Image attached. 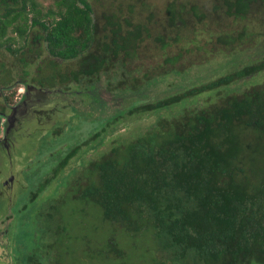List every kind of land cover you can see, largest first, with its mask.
Wrapping results in <instances>:
<instances>
[{
  "label": "trees",
  "instance_id": "1",
  "mask_svg": "<svg viewBox=\"0 0 264 264\" xmlns=\"http://www.w3.org/2000/svg\"><path fill=\"white\" fill-rule=\"evenodd\" d=\"M211 3L208 13L195 5L186 11L172 1L164 8V21L183 29L187 14L203 25L229 19L252 22V15L264 7V0ZM94 13L87 0H56L54 8L44 12L36 0H0V47L11 49L12 39L3 40L8 31L22 39L28 29H38L33 43L45 44L40 49L49 59L51 73L40 74L46 76L49 89L55 88L58 62L74 60L78 70L70 75L78 83L86 82L87 94L95 101L100 102L93 91L102 76L114 83L112 88L108 83L109 94L129 95L131 100L127 108L99 122L90 139L68 149L41 190L90 141L101 139L128 118L155 116L153 124L133 139L117 141L106 155L83 162L65 178L66 187L52 206L38 212L40 243L26 264L57 263L55 246L61 234H67L61 214L84 216L88 206L110 230L97 249L99 259L126 264L128 254L120 242L140 238L146 247L136 264H264V79L249 82L239 93L230 91L243 79L264 72V41L257 40L259 63L191 87L188 81L200 79L182 78L191 66L185 65L182 52L171 55L164 61L169 64L168 74L183 80L155 91L167 85L169 77L166 70L151 75L140 63L139 52L152 36L154 19L134 23L113 14L103 16L105 24L99 26ZM258 25L264 26L263 18H258ZM245 29L233 32L228 23L216 43L238 46ZM154 39L162 49L173 42L164 36ZM180 39L175 32L174 40ZM42 78L35 81L39 87H44ZM65 79L60 75L57 83ZM199 98L201 104L191 108ZM77 204L80 212L72 209Z\"/></svg>",
  "mask_w": 264,
  "mask_h": 264
},
{
  "label": "rangeland",
  "instance_id": "2",
  "mask_svg": "<svg viewBox=\"0 0 264 264\" xmlns=\"http://www.w3.org/2000/svg\"><path fill=\"white\" fill-rule=\"evenodd\" d=\"M36 1L44 12L47 8H54L56 0ZM87 1L94 9L93 18L99 26L105 24L103 16L113 14L122 19L131 18L134 23H142L150 16L154 19L152 36L143 42L139 52L143 58L140 63H143L145 70L149 69L153 76L158 75L161 70H166L164 71L167 73L166 77H169L168 84L155 88V91L178 84L183 77L186 80L189 77L199 78V81H188L187 87L196 86L197 82L203 84L220 75L238 71L261 61L259 53L261 48H258L260 43H257V40L264 41V26L258 25V18L264 19V7L260 9L259 14L252 15V22L229 19L223 22L216 21L214 24L207 22L203 25L204 23H199L191 14H187L184 15L187 26L183 29L180 26L170 27L164 21V8L168 3L175 1L186 11H189L191 5H195L210 13L213 0ZM228 23L233 32L246 28L245 31L249 34L245 35V39L238 46L237 44L232 46L233 49L216 43L217 37L225 31ZM37 30L28 29L22 39L18 34L8 31L3 40L12 39L11 49H6L4 45L0 47V137L4 133L3 129L7 125L11 126L8 140L11 145L5 150L2 145L0 146V264H26L28 255L40 243L36 236L38 212L41 210L47 212L52 206L53 201L66 187V177L79 169L83 162L87 163L102 154L106 155L117 141L133 139L155 121V116L152 114L124 120L117 129H111L101 139L90 141L87 147H82L81 154L78 153L57 179L41 190L40 186L45 184V179L50 178L52 168L68 149L90 139L99 122L106 116H113L127 108L131 100L129 95L109 94L107 88L112 78L102 76L100 82L95 84L96 87L98 86L96 91H93L98 94L100 102L95 101L94 95L87 94L86 82L78 83L70 75L71 71L78 70L77 61L74 60L58 62L60 66L58 77L64 75L66 79L65 82L57 83V77L54 80L55 88L49 89L44 74L51 73V67L45 51L40 49V46L44 49L45 44L33 43ZM175 32L181 37L179 41L174 40ZM157 36L170 38L173 42L162 49L160 43L154 39ZM179 52L184 56L182 59L185 65L191 66L189 73L184 74L182 78L168 74L169 64H164L168 57ZM41 71L44 73L43 78ZM40 78L44 87H39L35 83ZM263 79L264 72H260L243 79L232 86L230 91L239 93L246 89L249 82L257 84ZM22 82L30 87L26 108L20 104L25 90ZM113 85L111 81L110 88ZM56 92L59 94L57 95ZM222 94L220 93V96ZM144 100L153 99L144 97ZM201 102L202 99L199 98L192 102L190 107L197 108ZM12 107L16 109L14 116L16 120L4 124L5 119L10 120L8 117L12 113L10 109ZM163 113L166 114L168 111ZM8 176L11 184L6 188L5 182ZM75 208L72 207L77 210L79 204ZM85 209L86 211L82 213L84 216L80 213L68 216L66 212L64 215L61 214L67 227V234L62 233L55 246L58 259L54 264H117L113 259L96 258L97 249L101 243H104L110 230L101 221L95 209L90 206ZM4 229L7 233H3ZM98 229L101 230L100 234ZM120 244L125 254H128L125 259L126 264H136L142 260L146 247V242L142 239L134 238L126 242L122 241Z\"/></svg>",
  "mask_w": 264,
  "mask_h": 264
},
{
  "label": "flooded vegetation",
  "instance_id": "3",
  "mask_svg": "<svg viewBox=\"0 0 264 264\" xmlns=\"http://www.w3.org/2000/svg\"><path fill=\"white\" fill-rule=\"evenodd\" d=\"M29 93H30V87L28 86V85H26V87H25V90H24V93L22 94V99L20 100V104L24 107V108H26L27 107V101H26V99L28 98V95H29ZM11 110H12V113H11V115H9V117H8V119H10V120H6L5 119V122H4V124L5 123H9L10 124V122H11V120L12 121H15L16 119L14 118V116L16 115V109L15 108H10ZM8 121V122H7ZM3 125V124H2ZM12 125V124H11ZM5 126V125H4ZM10 128H11V126H8L7 125V127H5L4 129H3V135H2V137H0V146L1 147H3L4 148V150L5 149H7V146L9 147L10 145H11V143L10 142H8V140L10 139L9 138V134H10ZM11 180H12V178H11ZM5 181V179L3 180V182ZM3 182H1V183H3ZM10 177L8 176L7 177V179H6V182H5V187L6 188H9L10 187ZM5 230V229H4ZM3 230V233L4 232H6L7 233V230H5L4 231ZM2 232V231H1ZM5 233V234H6Z\"/></svg>",
  "mask_w": 264,
  "mask_h": 264
}]
</instances>
